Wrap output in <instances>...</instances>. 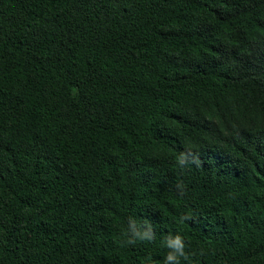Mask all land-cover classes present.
<instances>
[{
  "label": "trees",
  "instance_id": "1",
  "mask_svg": "<svg viewBox=\"0 0 264 264\" xmlns=\"http://www.w3.org/2000/svg\"><path fill=\"white\" fill-rule=\"evenodd\" d=\"M264 264V0H0V264Z\"/></svg>",
  "mask_w": 264,
  "mask_h": 264
},
{
  "label": "clouds",
  "instance_id": "2",
  "mask_svg": "<svg viewBox=\"0 0 264 264\" xmlns=\"http://www.w3.org/2000/svg\"><path fill=\"white\" fill-rule=\"evenodd\" d=\"M169 247L172 249L165 257L166 264L168 261H174L178 259V257L184 255L183 244L179 237H175L174 239L169 241Z\"/></svg>",
  "mask_w": 264,
  "mask_h": 264
}]
</instances>
